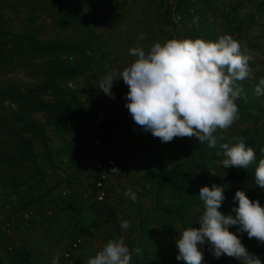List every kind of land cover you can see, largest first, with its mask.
<instances>
[{
  "label": "rangeland",
  "instance_id": "374dc122",
  "mask_svg": "<svg viewBox=\"0 0 264 264\" xmlns=\"http://www.w3.org/2000/svg\"><path fill=\"white\" fill-rule=\"evenodd\" d=\"M118 11L117 16L115 12ZM0 34L9 38L0 59L1 86L33 88L43 82L50 71V76L57 80L52 71L58 61L81 70L78 76L60 84L77 95L83 116L79 122L58 126L55 123L57 115L32 113L30 118L47 136L44 143L38 134L23 133L32 146V158H21L6 120H0V205L4 201L10 204L7 209L10 212L18 207L15 205H20L18 201L28 202L30 195L34 197L32 201H39L48 194L49 189L45 186L48 172L54 176L48 177L54 178L55 187L67 178L64 174L72 175L71 168L74 169V181L79 178L83 165L80 157L70 161L71 147L81 143L91 148L100 146L105 148L104 152H110L114 142L112 126L135 125L125 106L128 85L118 75L135 59L129 53L131 48L142 47L147 52L157 41L185 37L218 40L228 34L240 43L242 51L253 57L249 61L250 77L237 82L243 90L241 96L247 99L245 101L253 102L247 109L251 114L241 109L242 98H238L235 102L239 119L228 129H217L214 133L219 137L216 147L210 148L206 141L199 143L195 136L175 137L166 143L149 134L151 140L143 141L140 133H137L140 143L136 147L132 144L134 149L143 144L140 152L148 164L146 172L137 175L138 181L134 184L140 186L138 194L144 207V214L137 222L141 235L135 238L134 248L141 249L148 264H186L177 259L176 238L179 231L192 223L200 227L198 222L205 210L204 203L199 195L187 198L171 183L161 187L157 182L178 164L183 163L184 167L185 163L187 172L197 179L199 188L213 185L224 188L225 198L219 210L225 215L232 213V203L224 187L231 185L225 181L226 175L223 178L217 175L224 159L219 145L223 142L234 144L240 138L247 144L251 133L257 139L262 138L264 95H257L255 88L264 77V0H0ZM15 34H32L41 43L62 44L63 48L50 56L22 57L15 52ZM113 72L117 73L113 77L117 80L113 82V95L110 96L99 86L101 80ZM44 98L52 100L48 95ZM15 107L7 102L0 104V117L11 114L10 108ZM124 133L127 141L134 142L137 134L131 130ZM96 140H100L99 145L95 144ZM13 154L17 157H11ZM203 155L215 159L203 158ZM256 165L250 164L245 171L254 173ZM121 167L118 166L120 175L116 176L125 178L128 170ZM205 171L207 178L203 174ZM1 210L0 206V222L7 217ZM168 210L172 212L166 213ZM18 227L20 225L16 224L15 229ZM231 230L232 225L229 226ZM8 244L13 246L11 251ZM8 244L0 242V247L4 252L8 251L7 255L12 259L14 250L19 248L16 249L15 241ZM198 247L203 253L202 264L217 259L207 241ZM4 264L16 263L13 259L7 262L5 258Z\"/></svg>",
  "mask_w": 264,
  "mask_h": 264
},
{
  "label": "clouds",
  "instance_id": "9594fccd",
  "mask_svg": "<svg viewBox=\"0 0 264 264\" xmlns=\"http://www.w3.org/2000/svg\"><path fill=\"white\" fill-rule=\"evenodd\" d=\"M129 53L135 59L118 74L129 89L125 106L135 124L161 141L195 136L199 143L206 141L213 148L219 139L214 135L217 129H228L239 119L235 101L243 90L237 82L250 77L249 61L253 57L242 51L231 35H222L218 40L171 38L155 42L147 52L142 47H133ZM116 75L113 72L101 80L99 87L105 94L113 95ZM255 91L264 95V77L259 79ZM219 147L226 169H247L256 160L255 150L242 138L234 144L220 143ZM260 151L264 153V147ZM109 173L120 175V170L113 167ZM255 184L264 190V157L255 168ZM124 194L136 202L131 188ZM198 195L205 208L199 218L200 227L189 226L179 231L177 259L186 264H202L203 253L198 245L207 241L216 258L227 255L241 264H264L229 231L230 225H239L238 231L264 243V206L259 200L253 201L244 190L237 189L233 199L238 206L234 207L233 216L219 210L225 198L221 186H203ZM129 227L130 221L122 220L121 228ZM132 251L141 253L138 247ZM132 251L122 237L109 239L87 264H132ZM59 259L57 253L52 264H59Z\"/></svg>",
  "mask_w": 264,
  "mask_h": 264
},
{
  "label": "crops",
  "instance_id": "0c3cea01",
  "mask_svg": "<svg viewBox=\"0 0 264 264\" xmlns=\"http://www.w3.org/2000/svg\"><path fill=\"white\" fill-rule=\"evenodd\" d=\"M115 13L117 16L120 14L119 11ZM117 16L115 17L116 22H118ZM117 118L121 122L122 119L124 121V118ZM130 130L134 135L140 133L143 141H146V138L152 135L150 131L143 130L137 124L129 127H124L121 124L113 125L111 129L113 132L112 141L114 139L115 143L113 142V145H111L110 152H104L103 149L105 148L100 146L91 148L90 145L81 143L71 147L70 161H75L76 158L80 157L79 160L83 165V168L79 171V178L75 181L73 179L74 169L71 168L69 171L73 172L72 175L66 176L64 174V177L67 178L55 187L54 178L48 177L53 176V174L48 172V174H45V176L47 175L45 186L49 191L43 199L32 201L34 197L30 195L26 200L28 202L20 203L21 201H18L20 205H15L18 207L12 208L11 212L7 210L10 204H5V201L1 203V211L7 214L6 218L14 219L16 224L20 225L16 229L15 225L13 233L9 239L7 238L9 243L15 241L16 249L19 248L14 250L15 256L12 258L14 263L52 264L53 257L59 253V264H87V260L102 249L109 239L117 237L124 239L130 251L134 249L135 238L141 235L137 222L144 214V207L142 201H140L141 195L138 194L140 186L137 187L134 184L138 181L137 175L146 172L148 164L147 161L144 162V157L141 156L140 151L143 144L141 143L137 149L132 147L133 145L136 147L140 143L138 134L135 136L134 142L133 140L127 141L126 136H123L124 132ZM99 160L104 162L107 168L110 165L112 168L122 166L123 170H128V173H126L128 175L125 178L111 174V186L122 200L118 207H115L114 219L111 220L104 218L95 207V202L85 196L86 192L93 191L95 163ZM129 188L136 194L137 200L135 203L124 194ZM25 209H29L35 214L27 222H24L21 217V212ZM104 211L106 210L104 209ZM122 220L130 221L128 230L121 228ZM136 231L139 232L136 234ZM79 237H82L85 243L80 249L72 250V243ZM7 252H4L0 247V257L4 263L5 258L7 262L12 260ZM21 253L26 254L24 258H27V262L22 259ZM67 253L70 254L69 257H66ZM132 264H148V262L142 253L137 255L132 251Z\"/></svg>",
  "mask_w": 264,
  "mask_h": 264
},
{
  "label": "trees",
  "instance_id": "16d2710c",
  "mask_svg": "<svg viewBox=\"0 0 264 264\" xmlns=\"http://www.w3.org/2000/svg\"><path fill=\"white\" fill-rule=\"evenodd\" d=\"M33 34V33H32ZM32 34H15L13 39L15 40V52L22 55V57L32 58L35 55L50 56L54 52L59 51L63 48L62 44H51V43H41L35 36ZM6 34H0V59L1 54L5 48V45L8 41ZM55 68L52 71V74H55L57 80L50 76V72L45 75L43 82L34 86L33 88L21 89L14 88L9 86L0 85V104L4 102L9 103L10 106L14 105L15 108L11 109V114L6 113L5 116H1V122L6 120V127L10 132V137L15 138L16 149L21 151V158H32L33 150L30 142L23 135V133H32L35 135H40L42 141L46 143L47 136L44 132V129L39 126L35 121H32L30 115L32 113L39 112H48L53 115H57L55 118V123L58 126L68 124L71 122H79L80 117L83 116L82 103L77 97V95L72 91L65 89L61 86L62 81H69L72 78L78 76L81 73V70L76 66H69V64L58 61ZM46 95L51 96L52 100L44 98ZM242 102L241 109L249 112L247 109L253 103L252 101H245L243 96H241ZM69 102L67 104V102ZM256 127V126H255ZM262 138L257 139L255 134L251 133L247 140L248 146H251L256 152V160L253 162L258 165L259 159L264 157V153L260 151L264 147V128L261 129ZM17 157V156H11ZM203 158L215 159V157H210L208 155H203ZM182 164H178L174 170L170 173L162 176L157 184L161 187L166 186L171 183L172 186L184 193L187 198H196L201 188L196 185L197 179L190 176ZM256 165V167H257ZM204 177L207 178V172H203ZM217 175L219 178H223L226 175L225 181L229 182L231 187L226 188L227 184L224 185L227 197L230 198L232 203V213L235 215L233 209L238 206V201L234 200L233 197L237 189L244 190L248 197L255 201L259 200L262 206H264V190L260 189L259 186L255 184V172L248 173L245 169H237L231 167L226 169L225 167L220 166L217 169ZM95 207L100 212V214L106 219H114V211H104V209L95 203ZM172 212L171 210L166 211V213ZM178 213V212H177ZM180 216V214H178ZM193 227H196L192 223ZM239 225H232V230L239 238L241 237V243L248 249L249 252L257 255L262 262H264V243L257 241L255 238H249L246 232L239 233ZM20 255V254H19ZM25 253H21V257L24 261L27 262V258H24ZM26 257V256H25ZM210 264H241V261L237 260L234 257H229L227 255H221L215 261Z\"/></svg>",
  "mask_w": 264,
  "mask_h": 264
},
{
  "label": "built area",
  "instance_id": "2783aa9c",
  "mask_svg": "<svg viewBox=\"0 0 264 264\" xmlns=\"http://www.w3.org/2000/svg\"><path fill=\"white\" fill-rule=\"evenodd\" d=\"M241 98V96L239 97ZM247 100V99H244ZM96 145L100 144V140L95 141ZM111 169L107 168L104 162L101 160L95 163V174H94V187L92 192H86L85 196L100 205L106 211L115 210V207L121 203V197L118 196L114 188L111 186ZM35 215L31 210L25 209L21 212V217L24 222L30 221ZM16 221L13 219L5 218L0 222V242L9 243L7 240L11 236L14 230ZM8 238V239H7ZM83 238L79 237L72 243V250H78L83 245ZM8 249L11 251L13 246L8 244ZM70 254H66L69 257ZM0 264H4L3 259L0 257Z\"/></svg>",
  "mask_w": 264,
  "mask_h": 264
}]
</instances>
